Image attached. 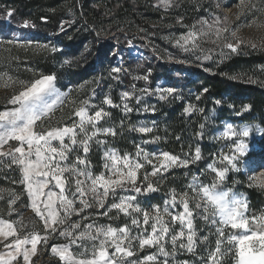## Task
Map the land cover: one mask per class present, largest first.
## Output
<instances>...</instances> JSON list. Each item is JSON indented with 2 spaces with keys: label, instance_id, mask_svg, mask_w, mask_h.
Listing matches in <instances>:
<instances>
[{
  "label": "rangeland",
  "instance_id": "374dc122",
  "mask_svg": "<svg viewBox=\"0 0 264 264\" xmlns=\"http://www.w3.org/2000/svg\"><path fill=\"white\" fill-rule=\"evenodd\" d=\"M7 1L0 2V73L6 72L19 81H31L40 75H54L55 89L66 97L51 120L43 121V125L45 127L49 124L71 125L74 119H78L72 115L74 109L85 100L90 102V114L99 108L110 113L99 126L112 127L117 135L100 136L99 139L106 140L107 143L92 144L87 158L91 161L94 174L104 171L103 156L106 149H115L121 155L124 153L134 155L139 145L150 154L159 155L167 152L185 159L190 158L188 154L194 153L197 147L200 148L201 160L189 164L186 168L173 167L163 173L162 178L149 177L158 191L138 195L142 208L151 210L154 205L163 208L164 201L170 198L169 193L173 189L176 193L188 190L193 176L199 177L204 184L210 183L212 177L206 171L207 165L212 163L221 151L229 152L228 145L232 143L229 140L214 139L226 124L231 123L238 129L250 127L252 134L246 140L249 152L252 151L253 138L257 141L256 151H260L264 125L255 118L246 119L251 109L249 111L241 109L239 115L236 112L227 118H221L218 113L221 104L213 101L208 107V102L205 104L202 94L191 85L192 81H198L197 70L210 72L215 65L224 61L231 53L230 50L222 49L218 43H212L213 38L202 37L199 49L185 51L177 46L176 40L193 26L199 30L202 21L212 23L217 16L221 19L227 16L229 25L238 28L237 37L248 45L242 44L239 51L252 48L251 43H255L256 48L264 49V11H253L237 20V13L240 11L237 7L239 0H173L167 9L160 4V0H124L131 4L137 3L139 6L131 12L126 8L121 14L112 9L111 0H34V2L21 0L19 5ZM253 2L257 8L264 9V0ZM8 11L12 12L10 17L6 15ZM253 20L255 23L247 26V22ZM25 21L30 22L28 27L24 26ZM8 40H16L19 43L8 44ZM221 52L224 55H221ZM205 56L209 58L205 59ZM114 68H120L121 71L113 72ZM49 71L51 73H48ZM144 76L148 77L147 80L138 79ZM168 87L174 88L175 92L167 99H160V93L156 92V89ZM14 91H19L18 85L9 88L0 86V111L13 107L7 100ZM124 92L132 93V98L122 100ZM105 97H109L118 107L104 104ZM124 103L133 111L125 113ZM190 105L194 111L186 113L185 109ZM180 107L183 109L179 110ZM145 108L149 110L145 111ZM153 108L155 111H152ZM173 109L177 111L180 119L183 116L190 118L194 115L199 124L197 131H181L176 137L177 141H183L179 147L180 154L171 153L165 148L167 112ZM40 124L41 122H38L37 130H40ZM201 124L205 125L202 138L198 135L201 132ZM142 125L153 127V131L142 134L130 130L132 126ZM155 137L159 139L156 140ZM17 144L16 141L9 142L12 147ZM9 145H5L3 150L7 151ZM76 155H82V152L77 149L71 153L69 163ZM10 163L9 158L0 157V189L5 190L0 192V196L3 197L0 199V219L20 221L24 225L21 229L17 224L20 235L27 231H38L43 234V222L29 207L30 201L24 185L16 179L18 176L20 180L22 179L20 168L17 165L8 167ZM240 167L241 172L229 173V179L226 180L224 187L231 188L233 192L246 199L249 216L264 213V204L258 208L252 207L248 193L251 189L264 193V189L257 186L249 187V176L253 173L249 171L246 159ZM151 170V165L141 169V180L143 174ZM259 171L264 170H257L255 175H259ZM10 179L12 181L9 182ZM7 190L14 191L20 197L13 205L15 211L11 215ZM73 190L74 185L70 184L67 193L69 198ZM108 203H111V200ZM76 207L80 205L77 204ZM105 210L93 205L79 216L72 215L68 223L79 221L82 226L93 222L113 226L130 223L128 217L118 215L116 210L109 216L100 215ZM171 211L175 213L183 211V208L178 205ZM85 216L88 217L87 220L82 219ZM194 227L198 238L195 251L188 252L177 248L175 253L167 258L169 264L185 262L203 264L208 250L215 247L217 239L215 226L196 215ZM175 229L179 231V224L175 225ZM203 236H207L208 240L201 243L199 237ZM63 243L66 241L57 235L49 239L48 247L38 245L37 255L32 257L34 264H60L58 258L51 254L50 246ZM166 247L172 251L171 244H167ZM73 250L78 251L76 248ZM154 252L155 248L146 247L143 251L137 250L136 255L129 259L143 258ZM160 259L162 261L164 258ZM222 264H234L231 254L224 256Z\"/></svg>",
  "mask_w": 264,
  "mask_h": 264
},
{
  "label": "snow or ice",
  "instance_id": "6c2138e0",
  "mask_svg": "<svg viewBox=\"0 0 264 264\" xmlns=\"http://www.w3.org/2000/svg\"><path fill=\"white\" fill-rule=\"evenodd\" d=\"M172 2L173 0H160L165 9ZM237 7L240 9L237 20L253 11H264L257 8L253 0H239ZM6 15L10 17L12 12L8 11ZM29 23L25 21L24 26L28 27ZM251 23H255V20L247 22V26H251ZM201 25L199 30L193 26L176 40L177 46L185 51L197 50L202 37L213 38L212 43H218L222 49L227 48L231 53H237L242 44L248 46L237 37L238 28L229 25L227 16L223 19L217 16L212 23L202 21ZM7 43L17 44L19 41L8 40ZM250 46L253 49L257 47L255 43ZM221 55L224 53L221 52ZM112 71L120 72L121 69L114 68ZM139 78L147 80L148 77ZM54 81V75H40L31 81H19L6 72L0 73V86H19V91H14L7 100L13 107L0 111V157L10 159L8 167L17 165L20 168V183L24 185L29 198V207L44 225L43 234L27 231L20 235L17 224L21 229L24 227L20 221L0 219V264H34L32 257L37 255L38 245L48 247L49 239L57 235L66 243L52 244L50 250L60 264H169L167 258L177 248L195 251L198 240L194 227L196 215L215 226L217 236L215 247L208 250L203 264H222L227 254L234 258V264H264V213L249 216L246 199L231 188L224 187L229 173L241 172L240 165L246 159L248 169L253 173L249 176V187L264 189V171L255 175L257 170H264V143H260V151L257 152V141L253 138L252 151L249 152L246 140L252 134L250 127L238 129L229 123L214 137L232 143L228 145L229 152L221 151L207 165L206 171L212 177L210 183L204 184L199 177L193 176L187 191L176 193L173 189L169 193L170 198L164 201L163 208L154 205L149 210L142 208L137 198L138 195L158 191L149 177L162 178L163 173L173 167L186 168L201 160L200 148L197 147L194 153L188 154L190 158L185 159L167 152L150 154L139 145L134 155H121L115 149H106L103 156L104 171L94 174L91 161L87 158L92 144H106L107 141L99 139L100 136L117 135L114 128L99 126L110 113L99 108L90 114V102L85 100L74 109L72 115L78 119H74L71 125L49 124L45 127L42 122L50 121L66 99L55 89ZM156 92L160 93V99H167L175 89L157 88ZM131 98L132 93L122 94V100ZM103 103L118 107L109 97H105ZM216 103L220 104L221 101ZM250 109L251 105L242 107V111ZM123 110L125 113L133 111L127 103L123 104ZM193 111L191 105L185 109L186 113ZM239 114L238 112L237 115ZM38 122H41L40 130H37ZM204 127L205 125H200L201 132L198 135L201 138L204 136ZM130 130L148 134L153 131V127L132 126ZM155 139L158 140L159 137ZM10 141L18 142L17 146L9 145ZM5 145H9L7 151L3 150ZM77 149L82 155H76L69 163L70 154ZM146 165H151L152 170L145 172L141 180L140 170ZM70 184L74 185L71 198L67 195ZM3 191L5 190L0 189V192ZM7 191L11 215L15 211L13 205L20 197L12 190ZM109 200L111 203H108ZM77 204L80 207H76ZM93 205L106 209L100 215L109 216L116 210L118 215L128 217L130 223L121 226L95 222L82 226L79 221L68 223L72 215L79 216ZM178 205L182 206L183 211L173 213L171 209ZM166 217L169 219H165ZM82 219L87 220L88 217ZM176 224H179V231L175 229ZM207 240V236L199 237L201 243ZM167 244H171V252L166 247ZM146 247L155 248L156 252L143 258L129 259L136 255L137 250L143 251ZM74 248L78 251H74ZM161 257L164 258L162 261Z\"/></svg>",
  "mask_w": 264,
  "mask_h": 264
},
{
  "label": "trees",
  "instance_id": "16d2710c",
  "mask_svg": "<svg viewBox=\"0 0 264 264\" xmlns=\"http://www.w3.org/2000/svg\"><path fill=\"white\" fill-rule=\"evenodd\" d=\"M3 1L7 0H0V2ZM7 2L19 5L21 0H8ZM138 6L137 3L131 4L124 0H111L112 9L118 14L126 8H129L130 12L134 11ZM98 15L99 12H97ZM196 72L198 81H192L191 85L202 94L205 104L208 102V107L213 104V101H221V107L218 108L221 118H227L239 112L244 105H251V113L246 116V119L255 118L264 125V49L244 48L237 53H230L210 72L206 73L201 70ZM180 109L183 108L180 107ZM178 116L177 111L173 109L167 112L166 117L165 142L167 145L165 148L174 154H180L179 147L183 141L176 139L180 132L197 131L199 125L194 115L190 118L183 116L182 119ZM261 143H264V139ZM16 179L20 182L19 176ZM248 193L252 207L258 208L264 204V193H259L256 189H251Z\"/></svg>",
  "mask_w": 264,
  "mask_h": 264
}]
</instances>
